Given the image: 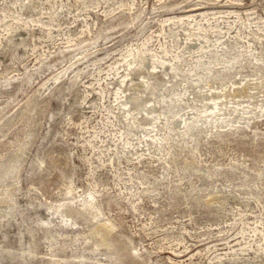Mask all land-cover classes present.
I'll list each match as a JSON object with an SVG mask.
<instances>
[{
  "label": "rangeland",
  "instance_id": "rangeland-1",
  "mask_svg": "<svg viewBox=\"0 0 264 264\" xmlns=\"http://www.w3.org/2000/svg\"><path fill=\"white\" fill-rule=\"evenodd\" d=\"M0 264H264V0H0Z\"/></svg>",
  "mask_w": 264,
  "mask_h": 264
}]
</instances>
